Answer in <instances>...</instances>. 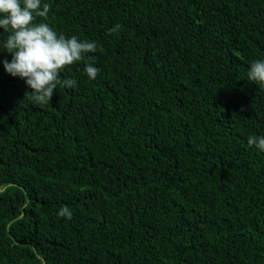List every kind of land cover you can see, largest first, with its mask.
Instances as JSON below:
<instances>
[{
  "label": "trees",
  "instance_id": "16d2710c",
  "mask_svg": "<svg viewBox=\"0 0 264 264\" xmlns=\"http://www.w3.org/2000/svg\"><path fill=\"white\" fill-rule=\"evenodd\" d=\"M42 2L97 51L45 105L0 62V264H264V0Z\"/></svg>",
  "mask_w": 264,
  "mask_h": 264
},
{
  "label": "clouds",
  "instance_id": "9594fccd",
  "mask_svg": "<svg viewBox=\"0 0 264 264\" xmlns=\"http://www.w3.org/2000/svg\"><path fill=\"white\" fill-rule=\"evenodd\" d=\"M51 5L42 0H0V29L7 33L2 42L4 51L11 60L3 59L4 70L13 77L25 81L31 92L26 95L37 105L49 104L57 87L71 89L77 81L61 77L63 70L84 60L90 53L97 51L94 41H81L75 35L65 37L58 34L48 23L37 22V18L47 19ZM117 24L109 34L118 31ZM85 73L95 79L100 69L87 63ZM247 78L264 88V60L252 61ZM249 146L264 152V135L249 136ZM71 219V212L63 207L58 213Z\"/></svg>",
  "mask_w": 264,
  "mask_h": 264
}]
</instances>
